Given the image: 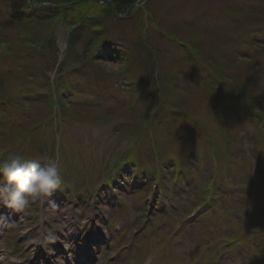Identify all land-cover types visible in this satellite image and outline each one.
Listing matches in <instances>:
<instances>
[{"label": "rangeland", "instance_id": "rangeland-1", "mask_svg": "<svg viewBox=\"0 0 264 264\" xmlns=\"http://www.w3.org/2000/svg\"><path fill=\"white\" fill-rule=\"evenodd\" d=\"M44 1L55 3L50 0L38 2ZM54 1L60 3L65 0ZM86 1L71 3L72 6L86 4L79 8L76 6L75 13L62 11L59 15L64 19L74 16L69 21H62L74 27L77 24L79 28L85 27L89 37L93 35L97 39L101 33L102 37L124 41L135 53H144L140 52L143 48H150L151 54L154 50L159 53L154 52L155 59L148 55L151 57L148 61L145 55L139 56L131 67L130 60L128 66L121 69L120 60L99 50L88 55L90 58L83 66L84 43H88L82 36L71 33L73 25L63 22L55 28L57 52L38 44L45 53L23 63L17 56L23 57L20 44L0 36L7 51L0 57V83L5 82V86H0V98H7L5 104L0 103V160L13 153L40 163L55 159L62 176L59 187L23 210L16 212L9 208L13 214L11 220L17 227L0 236V252L7 258L4 264H23L27 257H34L35 253L32 251L30 256L31 248L26 246L29 240H43L42 244L51 250L50 256L60 262L53 251L64 249L61 237L68 234L65 211L70 207L74 209L72 222L80 224L76 229L81 228L85 231L82 233H88V228H92L97 219L99 224L104 221V226L109 227L103 235L110 236L109 242L103 245L104 252L97 255L101 264H120L126 260L128 263L133 260L128 257H135L141 248L146 249L145 256L150 251H153V257L155 252L171 258L173 255L183 264L190 255L194 260L198 258L195 261L200 264L207 253L194 250L201 248L207 237L203 235L197 245H190V241L180 239L183 228L190 233L196 232L210 224L215 208L217 212H224L233 206H237L238 211H246L248 222L251 220L250 227L246 226L248 222H243L242 227L235 230L234 226L226 225L227 228L222 227V234H214L216 242L208 241V248L218 246L219 238H227V242L216 250L225 258L221 264H229L231 260L248 264L244 261L247 252L255 253L258 263L264 264V216H261L264 213V149L258 142L262 135L258 120L252 114L254 108L264 109V48L251 55L250 60L242 54L233 55L239 48H245L247 40L264 43V13L257 7V1L264 0H149L148 4L135 0L132 6L129 2L121 6L122 11L132 7L123 20L111 15L114 13L112 9L108 14L104 7L110 5L107 0H101L103 2L99 5L96 2L100 0L95 3ZM73 19L80 22L75 23ZM256 23L263 30H256L253 27ZM34 25L37 29L53 26L48 20ZM20 27L14 28V32ZM95 27L101 28L98 34L93 30ZM67 30L76 39H73L76 43L73 48L66 46ZM37 31L34 28L26 30L32 37ZM169 37L171 40L168 42ZM185 43L200 49L217 67L239 68L235 74L221 73L227 80L225 91L227 89L229 93L230 89L237 88L240 94H244L242 89L247 87L259 96H250V103L246 105H242L240 94L226 99H221L218 94L216 101L211 100L215 88L208 89L204 82L214 75L212 70L217 68L184 65L186 56H190L188 49L184 52ZM34 45L37 44L34 42ZM155 60L162 64L160 69ZM151 61L155 64L151 65ZM167 64L174 66L176 75L167 71ZM82 70L83 77L79 75ZM158 73L164 78L165 86L160 83L159 76L155 79ZM151 78L154 79L152 84ZM155 83L159 86L156 94L161 97L167 95L169 102L177 107L175 113H167L165 123L157 119L151 122L153 116L149 117L142 111L144 106L145 111H149L148 99L152 94L140 92V85ZM219 93L222 94V90ZM206 101L211 104L206 105ZM151 123L161 130H165V124L169 125L167 127L173 129L176 136L179 134L178 140L173 142L174 137H171L168 139L172 141L171 145L163 142L158 148V144L149 141L155 131ZM159 150L164 154L161 152L157 159L155 154ZM122 156L134 159L146 156L145 159L139 157L138 164L148 168L146 174L152 172L153 175L157 171L156 186H152L153 179L143 175L141 178L132 177L129 171L124 172L123 178L108 177V172L123 163L125 159ZM170 156L174 159L168 162ZM212 164L216 168L221 165L215 174L214 167L210 173ZM173 166L177 171H170ZM210 181V189L216 193L228 189V192L235 193L234 198L231 195L220 199L217 195L218 204L214 210L199 209L193 216L189 200L205 190L208 185L204 183L209 184ZM70 183L76 187H69ZM244 186L247 191L242 193ZM117 198L119 204L115 203ZM167 208L169 211L165 213ZM55 209L64 213L60 220L51 218V211ZM101 214H104L103 220ZM206 217L208 219L204 220ZM256 225L261 230H256ZM255 230L256 234L262 235L260 239L255 236ZM204 232L199 230L197 235ZM241 233L245 235H239ZM87 235L93 238L92 234ZM67 249L73 251V248ZM93 252L94 249H88L85 254L80 251L72 254L71 262L89 264ZM81 254L85 255L83 259L79 258ZM159 260L162 263L167 259ZM3 262L0 260V264ZM152 262L149 255L145 264Z\"/></svg>", "mask_w": 264, "mask_h": 264}, {"label": "bare ground", "instance_id": "bare-ground-1", "mask_svg": "<svg viewBox=\"0 0 264 264\" xmlns=\"http://www.w3.org/2000/svg\"><path fill=\"white\" fill-rule=\"evenodd\" d=\"M24 1H26L28 3V6L23 7L20 4V2H17L15 0H2L0 2V36L3 38H6V39H10L14 43L20 44V50L22 51L21 54L23 55L24 58L20 55H17V56H18V59L20 61H22L23 63L25 60L30 61L33 58H36V55L40 56L41 54H44L45 50H43L42 48L47 49V50H51L52 52H57L58 43H57V36H56L57 33L55 31V28L58 24L63 23V22H65V24H68V25H73L69 22L68 23H66V22L71 20V18H74V16L71 15V18L64 19L63 17H61L57 13L58 11L51 9V7H49L45 1H44V3H41V4H40V2H38L39 0H24ZM87 1H93L95 3L97 0H87ZM107 1L111 5L110 6L106 3L108 7L110 6L109 7L110 11L112 9L114 12L111 15H113L117 20H123L124 18H126V16H127L126 14L128 13L127 11H129V9L132 8V7L126 8L124 11H122L123 7H121V6L124 4L120 5V3L117 0H107ZM136 1L142 2L143 0H136ZM145 1L148 4L149 0H145ZM66 2H68L70 4H67L65 6H69L72 9H74V7H76V6L79 7V5H73L72 6V4H71V3H78V0L77 1H71V2H69L68 0H65V1L60 2V3H66ZM101 2H103V1L100 0L99 2H96V3H98V5H99V4H101ZM128 2H130L131 6L135 3V1H133V0L128 1ZM128 2H126V3H128ZM257 2H258L257 7H259L258 9L260 10L261 13H264V5H263L264 1H262V2L257 1ZM19 6L21 8L23 7V11L19 10V9H21V8H19ZM47 7H49L48 10L40 11V14H36V12L39 11V9L47 8ZM12 9H17L19 11H16L15 13L7 12V11L12 10ZM117 9H119V10H117ZM65 11H67L69 13L71 12V10L68 7L66 8ZM47 20H48V22L51 21L52 25L55 27L48 25V28H46V29H37L36 26L34 25L36 22H38L39 25L44 24V22ZM62 20H67V21H62ZM73 21L75 23L80 22L79 20H76V19H73ZM19 26H31V29L34 28L35 30H38V31L36 32V34L33 37L32 36L28 37L27 35L22 34L23 32H26V30L23 29L22 27L15 29V32H14L13 29L16 27H19ZM73 27H74V25H73ZM253 27L256 28V30H258V31L263 30V27L259 26L257 23L254 24ZM98 30L100 31L101 29H98ZM71 33L73 35L82 36V39H84V40L86 39L85 41L88 43V44L84 43V45H85L84 49H83L84 57H83V61H82L83 66H85L87 64L90 56L95 54L99 50L104 55H109V56L113 55V56H115L114 57L115 60H120L119 62L122 64L121 69H125L128 66L130 60L132 61V64L130 65V67H131L133 65V60L137 59L139 56L145 55V60L148 61L149 59H151V57L148 58V55H151L155 59V57H154L155 53L154 52L159 53L158 50H154L153 51L154 55L151 54L149 51L150 48H143V51H140V52H144V53H139V52L135 53V52H132L129 50L128 46L125 44L124 41L113 39V37H102L101 35H98V38L96 39L91 34L90 35L92 37H89L87 35L88 32L84 29H80L78 27V24L76 25V27H74L72 29ZM58 36H60V34H58ZM262 36H264V35H262ZM73 39L74 38L70 36V31L68 32V30H67L66 46L73 48L76 45V43L73 41ZM195 39H193V43L196 44L197 47H199V45H197V42H195ZM61 40H63L62 35H61ZM74 40H76V39H74ZM170 40H171V38L168 39L167 41L169 42ZM85 41H83V42H85ZM247 41H249V42L245 43ZM247 41H243V43H245V48L244 49L239 48V50L236 51L237 53L233 52V55L242 54L245 59L250 60L251 55L253 56V54L256 51H261V48H264V43L261 41H256V40L252 41V39L247 40ZM34 42L37 45H34ZM3 44H5V43L0 40V57L1 56L3 57L4 54L7 53L6 48L3 47L4 46ZM11 44L12 43H10L9 45H11ZM38 44L41 45L42 48ZM130 46H132V45H130ZM135 46H136V48L139 47L138 45H135ZM149 46L154 48L152 45H149ZM184 46H185L184 52H187V49L190 51V56L185 55L187 60L184 61V65H186V66L190 65V68H194L197 66L199 68H201L205 65H210L214 68H217V70L216 69L212 70V74H214V75L207 78V80H205V82H204L205 83L204 85L208 89L209 88L210 89L215 88V89H213V95L214 96L213 95L211 96V100L216 101L219 98L218 94L221 95V99L222 98L226 99L227 96H229L230 98H232L233 96L237 97V94H240L239 93L240 90L238 91L237 88L230 89L229 93H228L227 89L225 91L227 80H224V77L221 75L222 72H226V73L229 72L230 74H235V71L237 72V70L239 69L237 66H232V67H227V68H224L221 66L217 67L213 62L210 61L209 57L205 53L199 51L200 49L196 48L191 43H189V44L185 43ZM200 46H203V45L200 44ZM138 49L141 50L140 47ZM207 50H210V47ZM167 51H170V50L167 49ZM89 52H91V53H89ZM146 53H147V57H146ZM88 55H90V56H88ZM12 60H13V58H12ZM61 60L65 61L64 58H62ZM155 62H156V60H155ZM114 63H117V62H114ZM149 63L152 65L154 62L151 61ZM156 64H157L158 68L160 69V65L162 66V64L158 60H157ZM168 64L166 65V67L169 68L167 71L173 72V74H175L173 71L174 66H172V64L171 65H168ZM186 66H184V68ZM161 68H163V67H161ZM184 68H183V70H184ZM227 69L229 71H226ZM184 71H186L187 73H192V72H190V70H187V69ZM231 72H234V73H231ZM160 73H161V71H160ZM160 73H158L159 75L155 76V79H157V77L159 76L160 83L165 86V82L162 81V79H164V78L162 77V75H160ZM152 80L154 81L153 78H151L149 80L150 84H152L151 83ZM166 80H169V79H166ZM143 83H146V82H143ZM4 84H5V82H2V83H0V86L3 87ZM155 85H156V83L153 85H149V84L148 85H146V84L140 85V90H139L140 92L145 93L144 91H148L147 94L149 92L152 94V98L148 99V101L150 102L149 103V105H150L149 111L148 110L145 111V109H146L145 106L142 108V111L146 112V114L149 115V117L153 116L151 122L153 120L157 119L160 121L163 120L165 123L167 113H170V112L175 113V109H177V107L174 106V104L169 102L167 95L164 94L163 97L158 96L156 94V92H157L159 86H155ZM130 88L132 89L133 85H131ZM145 88H147L148 90ZM220 90H222V94L219 93ZM242 90H243L244 94H240L238 96V97L241 96V100L243 101L242 105H246V104L250 103L251 97L259 96V94H257V93H252L247 87H245ZM118 103H121V102H118ZM208 103L211 104V102L206 101V105ZM118 109H120V107ZM152 112H154V113H152ZM176 112H178V111H176ZM252 114L254 116H256V118L258 120L259 128H260L259 130H261L260 132L262 134L260 139L258 140V142H259L260 146L264 149V109H255L254 108V109H252ZM156 115H158V116L155 118L154 116H156ZM151 124H152V127L155 129V131H153V133H152L153 136L151 134L152 137L150 138L149 141L153 142L154 144H158L157 145L158 148H159V144H163V142H165L164 145L170 144L172 141H168V139L171 137H174L173 142L178 140L179 134H177L178 136H176L174 134L173 129H170L167 127L169 125L165 124L166 125L165 130H161V129H157V127L154 126L153 123H151ZM146 135H148V134H146ZM161 152L162 151L159 150V153L155 154L157 159L160 158ZM163 154L164 153L162 152L161 155H163ZM122 157L126 161L123 160V163H120L121 164L120 167L117 168L116 170H113L112 172H108L107 173L108 177L115 175L114 177L123 178V177H125V174H124L125 171H135L137 173H144L148 169L146 166L141 167V165L138 164V162L132 157H128V156H122ZM173 159H174V157L170 156L169 158H167V161L171 162ZM212 167L216 168V166L214 164H212L211 169H210V173H212ZM219 169H221V165L213 171V174H215L216 171ZM173 170L177 171L176 168L174 169V166L170 169V171H173ZM138 176L141 177V174H138ZM157 177H158V175H155V179L152 182V186H156ZM120 181L123 182V180H120ZM211 181H212V179H211ZM211 181L209 184L204 183L205 185H208V186L206 187L205 190L199 191L198 193H196L195 196L193 197L195 199L192 198V201H191V198H190L189 204H191L190 209H191V212L193 213V216H194L195 212L199 211V209L204 208V209L208 210L209 208H211L212 210H214L215 206H217V204H218L217 203V200H218L217 195L220 197V199L223 197H226V196H228L230 198L231 195L233 196L232 198H234L235 193L228 192L227 191L228 189L221 190L220 192H217V193L213 189H210L209 186L211 185ZM126 184H127V181H126ZM68 186L73 188V189L76 187L75 184H73V183H70V185H68ZM223 186L227 187L225 184H223ZM196 187H197V185H195L194 188L196 189ZM245 191H247V189L244 186V188H241V192L243 193ZM120 198H122V195H120ZM124 199H127V197H124ZM118 200H119V198L116 199L115 203L119 204ZM212 200H213V203H212ZM162 207H163V205H162ZM199 207H201V208H199ZM1 208H2V210H0V232L5 233V232L9 231L8 229L15 228V225L13 223H9L7 221V218H9L10 220L12 219L13 214L11 213V210L9 208H7L6 206H4L3 204L1 205ZM224 210L225 209H223V211ZM72 211L74 212V209H72L71 207L68 211H65V215L67 214V218L65 220V222H66L65 226H68L66 234L68 233L69 235L67 234L66 237H63V236L61 237V239H63V241L61 242V245L64 249L56 248L53 251V253L57 256V254H58L57 249H61L63 256H66V255L71 253V250H68L67 248H73V251H75L76 253H79V251L83 252L82 254H85V250L94 249V252L92 255V260L90 261L89 264H98L100 261L97 258V255L100 256V252H104L105 247L103 245L107 244V242H109L110 236H106V237L103 236L105 234V232H108L107 229H109V227L106 228L104 226V221H103V223L99 224V222H98L99 219H97V222L95 224L92 223L93 224L92 228H88V231H87L88 233H82L85 231H82L81 228H78V230L76 229V225H80V224L76 221L72 222V220H73ZM168 211H169V209L167 208L165 213H168ZM214 211H215L214 212L215 216L212 217L211 218L212 220L210 221V224L212 223V225L209 224L208 226H204L201 229H198L196 232H192V233H190L189 230L184 229V228L182 230L183 231L182 232L183 237H181L180 239L183 241H190V245L191 244L197 245L200 237L203 235H205L207 237L206 242L203 243L201 248L194 250L198 253H203V252L207 253V255L202 258V261H204V262H201L200 264H221L220 262L223 261L225 258L222 256V253H218L216 250L219 249V247L221 245H223L225 242H227L226 241L227 238H219L218 243H217L218 246H210L209 247L210 250L208 248V245H210L208 243V241L211 240L212 242H216V239H214L213 236H214V234H222L224 231V229L222 227L227 228L226 225H232V226H234L233 228L235 230V229L242 227L241 225H243V222H248V219H249L248 215L246 214V211L245 212L238 211L237 206L236 207L233 206L230 210H225L224 212H217L216 208ZM16 212H18V211H16ZM51 212H52L51 218L53 220L55 219V217L57 220H60L61 215L64 214L63 212H61V210H57V209H55ZM218 214L222 217H219ZM19 215L20 214H17L16 216H19ZM101 215H102L101 219L103 220L104 214H101ZM240 215H245V216L241 217ZM261 216H264V213ZM207 219H208V217L204 218V220H207ZM16 221L18 222V224L20 226L19 219ZM226 222H227V224H226ZM250 224H251V220H249V222L246 224V226H249ZM99 226H101V227H99ZM77 227H79V226H77ZM230 228H232V227H230ZM230 228H229V230H231ZM255 229L261 230V228L257 227V225H256ZM199 230H205V232L202 233L201 235H197ZM256 230H255L254 234L257 238L260 239L262 235L259 233L256 234ZM20 231H22V230H20ZM70 231L72 233H70ZM125 233L126 232H124V234ZM84 234H86V235H84ZM87 234H92L93 238H91ZM242 234L245 235L244 233H241L239 235H242ZM195 237L197 240L196 242H195ZM42 243H43V240H41V241L29 240V243H26V246L28 248H34L38 251H43V244ZM231 246H232V244L229 247H231ZM186 247L187 246H185V248ZM222 249L225 250V248H222ZM50 251L51 250H49V252ZM145 251H146L145 248H141V249L137 250V255L133 258L132 261L129 262V264H133V263L134 264H145V262L149 258V255L152 258V261H153L152 264H173L174 262H178L180 264V260H177L178 258L173 256V255L171 258V257H169V255H161V254H158L157 252H155L156 255L153 257V251H150L151 253L149 252V255L145 256L144 255ZM260 251H262V250H260ZM36 252L37 251H35L34 253H36ZM251 252H252V250H251ZM82 254L79 255L80 256L79 258H81V259H83V257H85V255L83 256ZM38 255H40V254H38ZM49 255H51V252ZM245 256L246 257H244V261L247 262L248 264H257L259 262V258L257 257V255L255 253L250 254L247 252V254ZM164 257H166L167 260L161 263L159 259L160 258L164 259ZM116 258L117 257H115V259ZM222 258H224V259H222ZM171 259H176V261L171 262L170 261ZM197 259H195V260L197 261ZM0 260L4 261L3 264L7 261V258L3 256L2 251L0 252ZM195 260H194V258H191V256L189 255V257H186L185 263H183V264H197V262ZM120 263L125 264L124 262H120ZM229 264H238V263L235 262L234 260H231L229 262Z\"/></svg>", "mask_w": 264, "mask_h": 264}, {"label": "clouds", "instance_id": "clouds-1", "mask_svg": "<svg viewBox=\"0 0 264 264\" xmlns=\"http://www.w3.org/2000/svg\"><path fill=\"white\" fill-rule=\"evenodd\" d=\"M61 183L60 165L55 159L40 163L13 153L0 160V204L12 210H23Z\"/></svg>", "mask_w": 264, "mask_h": 264}, {"label": "trees", "instance_id": "trees-1", "mask_svg": "<svg viewBox=\"0 0 264 264\" xmlns=\"http://www.w3.org/2000/svg\"><path fill=\"white\" fill-rule=\"evenodd\" d=\"M16 1V0H15ZM50 1H52V2H55V3H53V5H58V4H60V3H58V2H56V1H54V0H50ZM69 2H71V0H68ZM119 3H120V5H122V4H124V3H126V2H128V1H131V0H117ZM133 1H135V0H133ZM18 2H20V4L24 7V6H28L27 5V3L24 1V0H18ZM66 3H68V2H66ZM130 3V2H129ZM52 4V3H51ZM84 4H86V3H84ZM84 4H80V5H84ZM80 5H79V7H80ZM23 7L21 8L20 6H19V8H21V9H19V10H22L23 11ZM78 7V8H79ZM104 7L106 8V10H107V12H108V14H110V9H109V7L107 6V5H104ZM48 8L49 7H47V8H41V9H39V11H37L36 12V14H40V11H45V10H48ZM66 8L67 7H65L64 9H60V8H55V7H51V9H53V10H56V11H58L57 13L58 14H60L62 11H65L66 10ZM75 9H77V7H74V10H71V12H77V10H75ZM19 10H17V9H12V10H9V11H7V12H9V13H15L16 11H19ZM28 15V14H27ZM64 16H66V15H64ZM97 16V15H96ZM94 17V19H95V21H96V24L99 26V22L97 23V17ZM81 25H84L83 23H80ZM23 29H26V30H30L31 28L29 27V26H21ZM86 28H88V27H86ZM80 29H85V27L84 28H80ZM98 29H101V28H99V27H95L93 30H94V32L96 33V34H98L100 31L98 30ZM22 34H24V35H27L28 37L29 36H31L32 34L31 33H27V32H23ZM101 34V33H100ZM100 34H98V35H100ZM0 102H1V100H0ZM3 104H5V102H3Z\"/></svg>", "mask_w": 264, "mask_h": 264}]
</instances>
